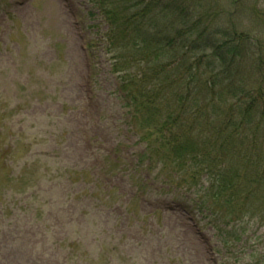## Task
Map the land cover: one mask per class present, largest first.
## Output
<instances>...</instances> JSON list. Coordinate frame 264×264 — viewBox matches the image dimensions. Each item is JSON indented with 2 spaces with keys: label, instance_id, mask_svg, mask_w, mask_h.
I'll return each instance as SVG.
<instances>
[{
  "label": "rangeland",
  "instance_id": "rangeland-1",
  "mask_svg": "<svg viewBox=\"0 0 264 264\" xmlns=\"http://www.w3.org/2000/svg\"><path fill=\"white\" fill-rule=\"evenodd\" d=\"M196 4L264 47V0ZM106 29L87 0H0V264H211L190 213L215 264H264V224L241 235L202 205L193 213L179 201L201 203L184 170L137 159ZM214 51H200L198 79L223 76L219 64L202 72Z\"/></svg>",
  "mask_w": 264,
  "mask_h": 264
},
{
  "label": "trees",
  "instance_id": "trees-1",
  "mask_svg": "<svg viewBox=\"0 0 264 264\" xmlns=\"http://www.w3.org/2000/svg\"><path fill=\"white\" fill-rule=\"evenodd\" d=\"M184 1L88 3L107 28L101 41L113 52L122 105L144 144L138 160L184 170V181L200 195L201 203L191 205L210 209L242 235L251 223L264 224V83L254 75H263L264 47L247 49L245 37L236 36L239 43L232 31L213 25L211 10ZM210 46L215 51L202 72L219 64L223 78L198 79L200 51Z\"/></svg>",
  "mask_w": 264,
  "mask_h": 264
}]
</instances>
